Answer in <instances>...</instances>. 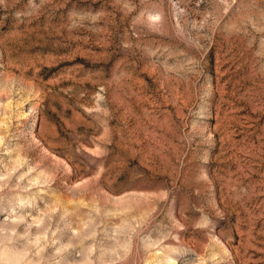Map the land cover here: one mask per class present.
<instances>
[{"label": "rangeland", "instance_id": "1", "mask_svg": "<svg viewBox=\"0 0 264 264\" xmlns=\"http://www.w3.org/2000/svg\"><path fill=\"white\" fill-rule=\"evenodd\" d=\"M0 264H264V0H0Z\"/></svg>", "mask_w": 264, "mask_h": 264}]
</instances>
